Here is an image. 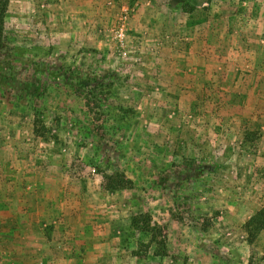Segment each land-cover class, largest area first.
<instances>
[{"label":"rangeland","instance_id":"rangeland-1","mask_svg":"<svg viewBox=\"0 0 264 264\" xmlns=\"http://www.w3.org/2000/svg\"><path fill=\"white\" fill-rule=\"evenodd\" d=\"M5 35L0 264H264V0H11Z\"/></svg>","mask_w":264,"mask_h":264},{"label":"trees","instance_id":"trees-1","mask_svg":"<svg viewBox=\"0 0 264 264\" xmlns=\"http://www.w3.org/2000/svg\"><path fill=\"white\" fill-rule=\"evenodd\" d=\"M11 0H0V59L2 51L5 47L6 40V18L9 11ZM186 12V9L184 10ZM188 12V11H187ZM102 78H94L91 79L92 86H88L91 88L90 92L94 95L95 92L102 86ZM40 120L36 117L35 126H36V134L41 137H45V134L42 130H40L38 124H40ZM43 127V126H41ZM105 190L108 192H118L132 189L133 182L126 176L125 173L114 172L113 174H105ZM133 226L136 228L140 227L139 218L135 217L132 220ZM247 234L251 242L255 239L257 234L264 230V208H262L256 215H254L246 224ZM144 232H149L148 228H143Z\"/></svg>","mask_w":264,"mask_h":264},{"label":"crops","instance_id":"crops-1","mask_svg":"<svg viewBox=\"0 0 264 264\" xmlns=\"http://www.w3.org/2000/svg\"><path fill=\"white\" fill-rule=\"evenodd\" d=\"M62 208L63 209H66V208H69V209H71V206H70V204L69 203H65V205H63L62 204ZM76 210V211H75ZM74 210V206H73V215H76V214H78L79 216L76 218L77 220H79L80 218H81V210H80V208L79 209H75ZM62 212H65V210H62ZM62 212H59V214L60 213H62ZM66 213V215L68 214L67 212H65ZM71 214V213H70ZM69 214V215H70ZM60 215H62V217L65 219V218H67V219H69L70 220V217L67 215H65L64 213H62V214H60ZM66 221V220H65ZM80 230V229H79ZM85 256V255H84ZM81 260H83V259H81Z\"/></svg>","mask_w":264,"mask_h":264}]
</instances>
